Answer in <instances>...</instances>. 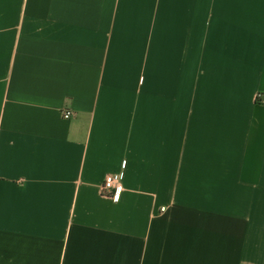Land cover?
<instances>
[{"label": "crops", "instance_id": "1", "mask_svg": "<svg viewBox=\"0 0 264 264\" xmlns=\"http://www.w3.org/2000/svg\"><path fill=\"white\" fill-rule=\"evenodd\" d=\"M0 264H264V0H0Z\"/></svg>", "mask_w": 264, "mask_h": 264}, {"label": "built area", "instance_id": "2", "mask_svg": "<svg viewBox=\"0 0 264 264\" xmlns=\"http://www.w3.org/2000/svg\"><path fill=\"white\" fill-rule=\"evenodd\" d=\"M61 113L66 119H69L74 115V112L70 109H63ZM123 181L124 170L109 173L102 184L101 195L115 202H119L124 190Z\"/></svg>", "mask_w": 264, "mask_h": 264}]
</instances>
